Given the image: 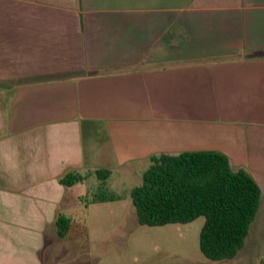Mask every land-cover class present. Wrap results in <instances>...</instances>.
<instances>
[{"label":"crops","instance_id":"1","mask_svg":"<svg viewBox=\"0 0 264 264\" xmlns=\"http://www.w3.org/2000/svg\"><path fill=\"white\" fill-rule=\"evenodd\" d=\"M203 150L264 201V0H0V264H49L96 170Z\"/></svg>","mask_w":264,"mask_h":264},{"label":"trees","instance_id":"2","mask_svg":"<svg viewBox=\"0 0 264 264\" xmlns=\"http://www.w3.org/2000/svg\"><path fill=\"white\" fill-rule=\"evenodd\" d=\"M95 173L105 180L111 171ZM84 179L82 174L68 172L60 182L71 186ZM131 197L142 225L189 223L203 216L200 249L207 258L221 260L234 257L244 246L261 205L262 190L247 170L234 169L226 154L184 151L153 156ZM104 200L113 198L98 195L94 199ZM56 223L59 235L65 237L71 219L60 214Z\"/></svg>","mask_w":264,"mask_h":264},{"label":"rangeland","instance_id":"3","mask_svg":"<svg viewBox=\"0 0 264 264\" xmlns=\"http://www.w3.org/2000/svg\"><path fill=\"white\" fill-rule=\"evenodd\" d=\"M144 167L128 172L116 170L105 180L97 175L86 183L88 196L82 210L73 215L70 236L56 244L49 264H240L264 262V201L255 218L252 235L257 240L250 249L242 248L234 257L207 258L200 249L203 216L189 223L162 226L138 221L131 190L141 185ZM98 195L113 200L93 204Z\"/></svg>","mask_w":264,"mask_h":264}]
</instances>
